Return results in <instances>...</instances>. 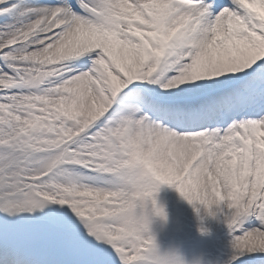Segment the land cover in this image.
Wrapping results in <instances>:
<instances>
[{
    "label": "snow or ice",
    "instance_id": "1",
    "mask_svg": "<svg viewBox=\"0 0 264 264\" xmlns=\"http://www.w3.org/2000/svg\"><path fill=\"white\" fill-rule=\"evenodd\" d=\"M161 185L264 264V0H0V264H184Z\"/></svg>",
    "mask_w": 264,
    "mask_h": 264
},
{
    "label": "rangeland",
    "instance_id": "2",
    "mask_svg": "<svg viewBox=\"0 0 264 264\" xmlns=\"http://www.w3.org/2000/svg\"><path fill=\"white\" fill-rule=\"evenodd\" d=\"M164 216L148 205L149 229L161 254L174 252L184 264H223L227 258L228 229L223 217H215L197 205V212L174 186L161 185L155 196Z\"/></svg>",
    "mask_w": 264,
    "mask_h": 264
},
{
    "label": "clouds",
    "instance_id": "3",
    "mask_svg": "<svg viewBox=\"0 0 264 264\" xmlns=\"http://www.w3.org/2000/svg\"><path fill=\"white\" fill-rule=\"evenodd\" d=\"M149 223H150V221H149V216H148V226H149Z\"/></svg>",
    "mask_w": 264,
    "mask_h": 264
}]
</instances>
